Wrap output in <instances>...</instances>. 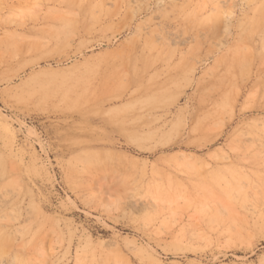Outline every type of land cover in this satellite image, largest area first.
<instances>
[{"label":"rangeland","instance_id":"374dc122","mask_svg":"<svg viewBox=\"0 0 264 264\" xmlns=\"http://www.w3.org/2000/svg\"><path fill=\"white\" fill-rule=\"evenodd\" d=\"M0 264H264V0H0Z\"/></svg>","mask_w":264,"mask_h":264}]
</instances>
